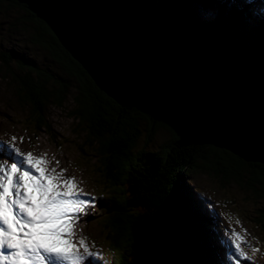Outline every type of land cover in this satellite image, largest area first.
<instances>
[{
    "label": "trees",
    "instance_id": "16d2710c",
    "mask_svg": "<svg viewBox=\"0 0 264 264\" xmlns=\"http://www.w3.org/2000/svg\"><path fill=\"white\" fill-rule=\"evenodd\" d=\"M145 1L167 20L176 39L215 59L222 78L247 89L264 90V0L256 3L257 7L250 2L240 8L245 24L241 32L252 41L251 46L235 44L223 32L220 5L213 12L208 0H202L213 18L200 21L192 17L190 0ZM6 2L23 11V20L33 24L32 43L47 52L60 72L16 58L17 65L24 69L11 78L17 94L20 92L21 100L31 108L28 118L36 130L50 128L44 119L47 104L61 107L74 90L70 115L83 127L94 148L96 169L107 187L105 194L96 196V202L105 220L102 227L108 235L112 263L211 264L219 240L216 224L184 183L186 171L198 167L196 162L201 160L227 179L242 181L264 200V165L244 163L224 150L200 143L185 145L167 121L155 119L133 105L118 106L95 87L43 22L14 0H0ZM7 59L11 55L0 51V61L7 63ZM140 123L145 126L146 143L161 129L169 132L170 139L159 152L137 150ZM246 173L250 179L244 183ZM255 223L264 228V206Z\"/></svg>",
    "mask_w": 264,
    "mask_h": 264
},
{
    "label": "water",
    "instance_id": "95a60500",
    "mask_svg": "<svg viewBox=\"0 0 264 264\" xmlns=\"http://www.w3.org/2000/svg\"><path fill=\"white\" fill-rule=\"evenodd\" d=\"M43 22L120 107L167 121L185 145L264 165V90L222 78L216 60L174 37L145 0H14Z\"/></svg>",
    "mask_w": 264,
    "mask_h": 264
},
{
    "label": "rangeland",
    "instance_id": "374dc122",
    "mask_svg": "<svg viewBox=\"0 0 264 264\" xmlns=\"http://www.w3.org/2000/svg\"><path fill=\"white\" fill-rule=\"evenodd\" d=\"M259 1L208 0L207 5L213 12L217 10V6L222 7L220 16L223 23L220 27L233 43L251 46L252 41L245 39L241 32L245 24L240 8L245 3L258 4ZM188 4L193 18L200 21L213 18L202 6V0H190ZM23 17L20 9L10 7L7 2L0 3V51L11 55L7 63L0 61V163L12 162L14 154L5 146V142H11L21 153H30L33 157L46 161L47 170L54 169L55 173L62 174L63 177H72L79 192L87 194L82 199L95 198L94 206H89L84 214H78V219L72 225V243L79 248V239L83 237L89 249L99 252L103 257L102 261L86 258L84 264H113L109 247L107 248L110 244L108 235L102 227L105 220L96 202V196L105 194L107 187L96 169L94 148L86 138L83 127L77 125V120L70 115L74 107V90L70 91L61 107L47 104L44 119L50 128L36 130L33 120L28 118L31 108L26 101H22L24 99L20 92L17 94V85L11 78L13 73L21 75L24 69L17 65L18 57L41 67L50 66L49 69L54 72L58 70L56 65H52L47 52L32 43L30 36L33 35V24L24 21ZM139 128L141 135L136 143L137 150L159 152L161 146L170 139L169 132L161 129L146 143L144 124L140 123ZM196 164L198 167L186 171L188 178L184 183L194 193L195 200L203 210L209 212L215 221L219 240L214 248L215 255L211 264H264V228L262 224L255 223L256 215L263 209L264 200L253 189L242 184V181L227 179L217 171L210 170L208 164L201 160ZM21 165L23 166L22 163ZM245 170L248 173L250 171L248 168ZM249 179L250 176L246 173L243 182L247 183ZM48 183L51 185L52 181ZM254 188L259 189V186L255 184ZM29 192L32 193L31 188ZM233 229L243 236L244 243L241 246L250 260L235 256L228 238ZM252 249L256 251L253 252Z\"/></svg>",
    "mask_w": 264,
    "mask_h": 264
},
{
    "label": "snow or ice",
    "instance_id": "6c2138e0",
    "mask_svg": "<svg viewBox=\"0 0 264 264\" xmlns=\"http://www.w3.org/2000/svg\"><path fill=\"white\" fill-rule=\"evenodd\" d=\"M5 146L14 156L11 163H0V264H84L89 257L102 261L83 237L79 248L72 243V225L78 214L94 206L95 198L82 199L87 194L79 192L73 178L47 170L41 158L21 153L11 142ZM228 238L235 256L250 260L241 246L243 236L233 229Z\"/></svg>",
    "mask_w": 264,
    "mask_h": 264
},
{
    "label": "bare ground",
    "instance_id": "6f19581e",
    "mask_svg": "<svg viewBox=\"0 0 264 264\" xmlns=\"http://www.w3.org/2000/svg\"><path fill=\"white\" fill-rule=\"evenodd\" d=\"M21 167H26V166H24V165L22 166V165H21ZM218 226H219V225H218ZM219 229H220V228H219ZM221 234H222V233H221ZM228 251H229V250H228Z\"/></svg>",
    "mask_w": 264,
    "mask_h": 264
}]
</instances>
